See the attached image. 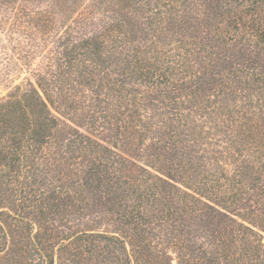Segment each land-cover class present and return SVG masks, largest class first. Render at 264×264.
<instances>
[{"label":"trees","instance_id":"16d2710c","mask_svg":"<svg viewBox=\"0 0 264 264\" xmlns=\"http://www.w3.org/2000/svg\"><path fill=\"white\" fill-rule=\"evenodd\" d=\"M0 29V264H264V0H0Z\"/></svg>","mask_w":264,"mask_h":264},{"label":"rangeland","instance_id":"374dc122","mask_svg":"<svg viewBox=\"0 0 264 264\" xmlns=\"http://www.w3.org/2000/svg\"><path fill=\"white\" fill-rule=\"evenodd\" d=\"M5 39V34H4V32L3 31H1V29H0V40H1V42L3 43L4 40ZM1 49V48H0ZM9 50V49H8ZM39 62V58H37V59H35V61H34V65H36L37 63ZM15 74H17V71H16V73ZM24 74V73H23ZM24 75H21V77L20 78H17V77H15L14 79L12 78V79H8V82L7 81H2V80H0V97H2L3 95H5V93H6V91H7V88L8 87H10V86H12V85H15V84H17V83H19L20 82V80L22 79V77H23ZM262 244L264 245V234H262Z\"/></svg>","mask_w":264,"mask_h":264}]
</instances>
